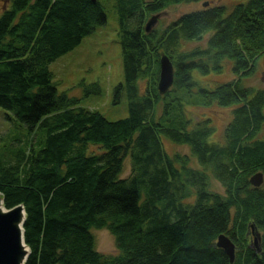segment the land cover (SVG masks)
Wrapping results in <instances>:
<instances>
[{
	"label": "trees",
	"instance_id": "16d2710c",
	"mask_svg": "<svg viewBox=\"0 0 264 264\" xmlns=\"http://www.w3.org/2000/svg\"><path fill=\"white\" fill-rule=\"evenodd\" d=\"M7 1L0 107L42 136L37 150L34 141L27 152L0 157L4 205L26 213L25 264H264V184L250 182L264 175V90L244 84L264 60V0L231 11L209 6L162 32L147 31V23L202 0H115L125 78L114 104L126 98L129 110L115 122L59 93L49 70L107 23L103 3ZM205 36L204 46L185 49ZM162 56L175 68L165 94L158 89ZM227 61L233 81L210 89L196 80V71L221 73ZM213 105L233 109L222 140L213 138L210 117L191 116L190 108ZM166 143L190 155L171 153ZM127 158L131 173L123 177ZM94 229L109 231L119 254L98 252ZM222 235L236 247L234 263L217 246Z\"/></svg>",
	"mask_w": 264,
	"mask_h": 264
},
{
	"label": "rangeland",
	"instance_id": "374dc122",
	"mask_svg": "<svg viewBox=\"0 0 264 264\" xmlns=\"http://www.w3.org/2000/svg\"><path fill=\"white\" fill-rule=\"evenodd\" d=\"M100 1L106 8L107 23L102 27H98L91 36L85 38L82 44L74 50L49 64V70L54 76V83L59 93H68L70 97L77 98L80 101V106L98 111L108 120L115 122L129 117L126 98L121 103L114 104V90L124 82L125 78L122 49L118 40L119 22L114 7L115 0ZM243 1L245 0H202L198 3L176 5L160 13L152 29L162 32L181 16L203 10V4L206 2L209 3V6H225L231 11ZM7 6V0H0V15ZM206 40L207 36L199 43L187 44L185 49H191L198 45L204 46ZM194 76L196 80L201 82L202 86L210 89L235 79L230 61L224 63V70L221 73H211L203 76L196 71ZM244 84L255 90H264V60L259 61L254 74L246 79ZM93 85H98L100 88L99 94L95 92V88H92ZM190 111L192 112L191 116L197 120H202L203 115L210 117L216 130L213 138L222 140L226 126L232 120V108L213 105L208 109L193 107L190 108ZM37 135L42 138L40 131ZM37 135L29 132L10 112L0 107V157L17 156L20 152H27L28 146H31L34 141V148L37 150ZM15 141H18V145L14 146ZM166 147L171 153L177 152L182 155H190V150L186 146L166 143ZM130 173L131 160L127 158L124 162L123 177H128ZM216 187L214 186V189ZM217 190H221L219 186ZM92 233L96 240L98 252L106 255L119 254L115 237L109 231L94 229Z\"/></svg>",
	"mask_w": 264,
	"mask_h": 264
},
{
	"label": "water",
	"instance_id": "95a60500",
	"mask_svg": "<svg viewBox=\"0 0 264 264\" xmlns=\"http://www.w3.org/2000/svg\"><path fill=\"white\" fill-rule=\"evenodd\" d=\"M96 3L98 0H91ZM209 7V3L203 4ZM160 15L154 16L147 23V31H150L156 24ZM175 68L167 56L160 59V79L158 89L161 94L167 93L174 85ZM255 188H261L264 184V175L257 173L250 180ZM26 220L25 209L22 205L8 210L4 205V200L0 194V264H25L30 250L25 244L24 224ZM252 235L254 236V246L258 248V242L261 235L252 226ZM217 246L225 251L230 258V262L235 261L236 247L230 238L225 235L219 237ZM260 251V249H258Z\"/></svg>",
	"mask_w": 264,
	"mask_h": 264
}]
</instances>
